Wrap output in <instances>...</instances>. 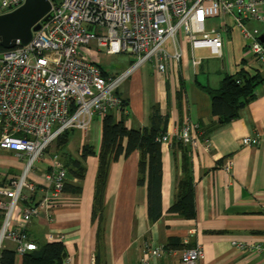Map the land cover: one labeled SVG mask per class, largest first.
I'll return each mask as SVG.
<instances>
[{
    "label": "crops",
    "instance_id": "crops-1",
    "mask_svg": "<svg viewBox=\"0 0 264 264\" xmlns=\"http://www.w3.org/2000/svg\"><path fill=\"white\" fill-rule=\"evenodd\" d=\"M243 23L250 30L257 29L259 37L264 36V21ZM207 29L222 33V56L212 54L209 48H192L180 34V60L170 58L163 75L157 72L154 61L139 66L118 88V95L126 102L125 111L120 114L111 111L117 120L123 118L128 129H143L151 125L157 114L166 116V132L171 134L177 133L191 118L200 124L202 135L211 142L210 150H193L175 136L161 144L158 219L149 216L147 174L145 182L138 183V150L110 163L102 213L93 218L103 124L99 117L93 118L88 131L76 129L82 132L80 137L74 135L70 139L75 128L67 130L64 137L61 135L49 146L44 161L37 163L32 179L41 188L46 184L44 173L49 171L53 154H58L64 165L67 181L81 187L79 193L63 191L58 201L27 222L32 239L48 241V235L52 234L51 241L65 244L68 252L65 264H135L142 260L145 264H181L183 250L197 245L204 249L200 264H264L263 252L241 251L231 244L232 240H245L264 245V64L254 57L234 14L209 18ZM92 44L96 48L93 54L114 56ZM166 44L172 52V41ZM196 58L199 62L195 63ZM94 63L108 75L130 66L127 67L128 62H116L117 66L112 65L115 62ZM242 68L257 70L263 81L256 86L254 98L240 116L220 125L211 113V98L200 85L217 88L225 76ZM256 133L262 138L260 146L242 143L245 135ZM86 145H91L96 155L86 159L83 178L72 177L69 170L76 169L73 161L80 158ZM186 156L194 186L196 214L192 219L169 211L175 201L176 186L184 175ZM227 158L232 160L229 170L224 166ZM23 164L15 152L0 149V185L20 175ZM41 197L38 190L21 205L34 204ZM172 238L178 239L181 247H168ZM5 248L14 250V244L6 241ZM151 248H162L163 252L150 256ZM15 264H22V257L16 256Z\"/></svg>",
    "mask_w": 264,
    "mask_h": 264
},
{
    "label": "built area",
    "instance_id": "built-area-1",
    "mask_svg": "<svg viewBox=\"0 0 264 264\" xmlns=\"http://www.w3.org/2000/svg\"><path fill=\"white\" fill-rule=\"evenodd\" d=\"M24 2L0 0V14ZM222 14L235 15L254 57L264 64V43L258 30L243 23L264 21V0H61L52 3L49 18L33 31L27 44L18 41L0 53V149L15 152L24 162L20 175L0 185V258L6 241L14 244L19 257L37 248L27 222L63 193L67 172L58 154L51 156L44 188L32 179L52 142L72 128L88 131L94 117L103 120L112 110L125 111L124 100L118 95L120 84L148 61H154L157 72L165 74L168 60L182 57L180 34L192 48H209L212 54L222 56V33L207 29V20ZM169 40L172 52L165 47ZM92 43L108 55L132 54L135 61L108 75L88 60L94 52ZM174 136L193 150H210V140L191 118L177 133L166 132L157 141L170 142ZM242 143L260 146L262 138L258 133L245 135ZM231 165L227 158L225 168L229 170ZM38 190L42 197L36 203L21 205ZM47 239L53 240V235ZM231 244L241 251L264 253L263 244L245 240H232ZM162 252V248L148 251L150 256ZM203 256L202 245L184 249L181 264H200ZM135 264H145V260Z\"/></svg>",
    "mask_w": 264,
    "mask_h": 264
},
{
    "label": "trees",
    "instance_id": "trees-1",
    "mask_svg": "<svg viewBox=\"0 0 264 264\" xmlns=\"http://www.w3.org/2000/svg\"><path fill=\"white\" fill-rule=\"evenodd\" d=\"M51 1L53 4H57L61 0ZM5 50L7 49L0 44V53ZM262 81L263 78L260 77L257 70L242 68L233 75L225 76L217 88L203 85H200V87L211 98L212 115L217 118L220 125H225L240 116L241 110L254 98L256 86ZM123 103L126 107V102L123 101ZM166 127L167 117L160 114L155 116L150 126L143 129H128L123 118L117 120L111 112L103 119L101 147L97 154L99 163L95 184L93 218L102 213L104 190L110 163L117 160L121 155L127 156L138 150L140 152L138 183H144L147 174L149 216L153 220L158 219L161 208L162 160L161 143L157 141V137L166 133ZM62 135L64 137L66 132ZM95 155V149L91 145L84 146L80 158L73 161L76 169L71 168L69 170L70 175L80 179L83 178L86 170V159ZM183 172L184 175L176 186L175 201L169 211L186 219H192L196 213L193 177L188 156L183 161ZM80 190V186H74L67 179L65 180L63 191L79 193ZM0 217L3 218L1 211ZM33 240L37 243V248L22 256V264L66 263L68 252L62 241ZM178 241V239L172 238L167 246L179 248L181 244ZM15 260L16 253L14 250L6 248L2 250L0 264H15Z\"/></svg>",
    "mask_w": 264,
    "mask_h": 264
},
{
    "label": "water",
    "instance_id": "water-1",
    "mask_svg": "<svg viewBox=\"0 0 264 264\" xmlns=\"http://www.w3.org/2000/svg\"><path fill=\"white\" fill-rule=\"evenodd\" d=\"M51 8V0H25L15 10L0 14V44L5 49L15 47L18 41L27 44L33 31L47 21ZM260 41L264 43V36H260Z\"/></svg>",
    "mask_w": 264,
    "mask_h": 264
},
{
    "label": "rangeland",
    "instance_id": "rangeland-1",
    "mask_svg": "<svg viewBox=\"0 0 264 264\" xmlns=\"http://www.w3.org/2000/svg\"><path fill=\"white\" fill-rule=\"evenodd\" d=\"M166 47L169 48V45L166 44ZM91 48H92V51H96L95 45L91 44ZM133 57L134 56L132 54H125V53L114 55V56H107L103 52L94 53V54L91 53L87 56L88 60H90L92 62H96V61H98V62H115L114 64H112L113 66H117L116 62H118V63L128 62L127 67L131 64V62L135 61V58H133ZM70 134H71L70 139H72L74 137V135H78L79 137H80V135L82 136V132L78 131L76 129H73Z\"/></svg>",
    "mask_w": 264,
    "mask_h": 264
}]
</instances>
